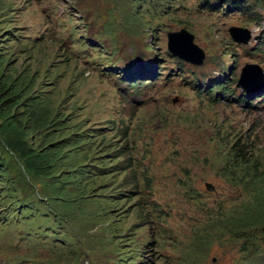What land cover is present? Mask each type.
Segmentation results:
<instances>
[{"label": "rangeland", "instance_id": "1", "mask_svg": "<svg viewBox=\"0 0 264 264\" xmlns=\"http://www.w3.org/2000/svg\"><path fill=\"white\" fill-rule=\"evenodd\" d=\"M0 80V264H264V0H0Z\"/></svg>", "mask_w": 264, "mask_h": 264}, {"label": "water", "instance_id": "2", "mask_svg": "<svg viewBox=\"0 0 264 264\" xmlns=\"http://www.w3.org/2000/svg\"><path fill=\"white\" fill-rule=\"evenodd\" d=\"M228 32L233 41L237 43H246L249 39L248 33L239 27L231 26L228 28ZM244 32L246 36H242ZM167 48L172 56L195 65L201 64L204 58V52L193 42V35L186 29L168 32ZM259 76L260 69L258 65L247 63L241 69L237 85L244 90H250L251 87L256 86ZM205 185L207 188H213V185L210 183H205Z\"/></svg>", "mask_w": 264, "mask_h": 264}, {"label": "trees", "instance_id": "3", "mask_svg": "<svg viewBox=\"0 0 264 264\" xmlns=\"http://www.w3.org/2000/svg\"><path fill=\"white\" fill-rule=\"evenodd\" d=\"M144 71L146 73H144ZM138 72L139 71L136 72V77H141V76H137ZM151 73H152V69H146V70H143V71L139 72V74L142 75V76L145 75V74L150 75ZM7 84L8 83L5 84L4 81L0 80V98H1L0 99V104L2 103V101H4L6 98H8V96H3L4 92L9 88ZM230 84H232V82H224V84L215 85V86H213V88L210 89V91H216L217 88H221L222 90H226L227 92H230L232 90L231 87H230ZM15 91L16 90H13V92H15ZM215 99L218 100V98H216V96H215V98L211 97V100H215ZM9 114H10L9 113V108L7 110H3L2 111V115L5 116L4 117L5 119H8ZM237 155H238V153H234V156H237ZM0 170H2V168H0Z\"/></svg>", "mask_w": 264, "mask_h": 264}, {"label": "bare ground", "instance_id": "4", "mask_svg": "<svg viewBox=\"0 0 264 264\" xmlns=\"http://www.w3.org/2000/svg\"><path fill=\"white\" fill-rule=\"evenodd\" d=\"M245 91H248V90H245ZM248 93H250V92H248ZM248 93H247V94H248Z\"/></svg>", "mask_w": 264, "mask_h": 264}]
</instances>
